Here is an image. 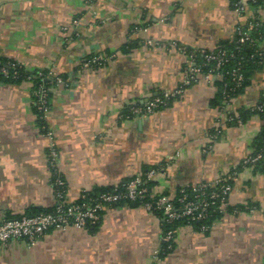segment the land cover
I'll list each match as a JSON object with an SVG mask.
<instances>
[{"label": "crops", "instance_id": "0c3cea01", "mask_svg": "<svg viewBox=\"0 0 264 264\" xmlns=\"http://www.w3.org/2000/svg\"><path fill=\"white\" fill-rule=\"evenodd\" d=\"M247 17L231 0H0V58L63 79L47 88L42 124L32 82L0 79V221L53 207L45 131L59 151L69 201L150 168H159L149 185L155 194L232 175L226 211L207 231L180 225L163 257L156 255L158 217L129 202L106 209L94 227L51 229L34 243L8 241L0 245V264H264V174L243 163L264 115L225 119L264 100V67L224 110L218 78L211 77L152 113L120 118L130 105L176 90L187 51L231 42ZM89 55L104 62L82 67Z\"/></svg>", "mask_w": 264, "mask_h": 264}, {"label": "built area", "instance_id": "2783aa9c", "mask_svg": "<svg viewBox=\"0 0 264 264\" xmlns=\"http://www.w3.org/2000/svg\"><path fill=\"white\" fill-rule=\"evenodd\" d=\"M256 0H234L232 7L238 14L246 13L247 21L243 27H239L236 31L235 41L239 45L249 42V46H254L252 33L259 27H264V5L253 6ZM151 40H147V44H152ZM228 54L226 50H189L187 51L188 63L186 66L185 77L173 92H160L152 95L145 102H136L130 105L125 111H122L120 118H131L133 116L152 113L157 108L167 104L170 97L180 94L184 87L197 81L199 78L211 80V77L221 79L223 72L220 70L226 61ZM204 61H199V57ZM260 57L264 62V50L255 49L251 57ZM104 58L98 55H89L83 58L82 67L89 68L101 65ZM209 62H213V66L207 71H203V66H207ZM21 63L16 60H8L0 63V74L6 78H17V68L21 67ZM58 82L63 79L51 72L43 73L37 71L36 74L30 73L26 77L31 80L32 76L40 79H47L50 76ZM232 80L236 85H240L243 79V73L239 67L232 69ZM221 108L224 110L230 104L233 96L226 94L224 91ZM35 100L33 104L40 113L42 120L48 111V90L39 85L33 91ZM244 110L250 113H264V100L248 105ZM226 121L241 122L238 111H234L226 116ZM49 136L50 144L47 149L48 165L52 174V185L54 190V205L50 210L41 211L35 214H21L16 217L5 218L0 221V245L11 240H23L28 243H34L43 234L51 229H66L68 227L90 228L97 225L102 217L103 212L118 204L136 202L147 211L154 213L161 226V244H167V248L171 249L175 238L177 228H162L176 222L182 221L185 225H195L200 231H207L211 224H207V219L213 213L222 215L228 206L229 195L232 191V175L222 176L211 183H199L179 188L173 195L155 194L151 191L149 182L153 179L159 168H150L141 175L134 176L124 180L110 188L94 193L91 191H82L76 201H69L66 197V185L64 180L58 173L57 164L59 161V151L52 139V132L45 131ZM216 134V133H215ZM215 134H211L210 138H214ZM264 152V135L262 137V145L259 150L247 156L243 163L254 166L256 161L261 159ZM157 250L156 255L161 251Z\"/></svg>", "mask_w": 264, "mask_h": 264}, {"label": "trees", "instance_id": "16d2710c", "mask_svg": "<svg viewBox=\"0 0 264 264\" xmlns=\"http://www.w3.org/2000/svg\"><path fill=\"white\" fill-rule=\"evenodd\" d=\"M234 0H231V2L233 3ZM253 6H259V5H264V0H256L255 3L252 4ZM236 37V36H235ZM252 37L254 39V46H249V42L244 43L243 45H239L236 41L235 38L229 42V43H221L219 44L217 47H215L213 50L217 51L219 49H223L226 50V52L228 55L226 61L224 62V64L222 65V67L220 68V70L223 72V77L221 79H215V84L217 85V87L219 88L218 90V98L217 101L221 104L222 101V97H223V91L226 94H229L230 96H237L239 94H241L243 92L244 87L249 83L250 81V75L259 69H262L264 67V62H261L260 57L258 56H253L251 57V54L254 53L255 49H260L259 47V43L263 40L264 38V27H259L255 32L252 33ZM263 50V49H262ZM209 51V50H208ZM199 57V56H198ZM199 61H204L202 59V57L198 58ZM9 59H4V58H0V63L3 64L6 61H8ZM211 66H213V62H209L207 66H203V71H207L209 68H211ZM239 67L241 72L243 73V79L240 83V85H236V83L232 80V75H231V71L232 69ZM37 71H34L32 73L36 74ZM43 73L46 74V72L44 71ZM17 74L18 77L17 78H6L4 76H2L0 74V79L4 80V81H8V82H18L22 79H26V77L28 75H30V73H27L24 68L21 66L19 68H17ZM31 82H32V99L35 100V97L33 95V91L36 90L39 85L48 88V86L50 85V83L53 82V78H47V79H40V78H36L33 77L31 78ZM48 103H49V93H48ZM33 108L35 113L37 114L38 117V121L40 122V124L43 123V120L41 119L40 113L38 112V110L36 109V106L33 104ZM127 110H125L126 112ZM250 113L247 110L241 109L239 115L242 119V116L245 114ZM262 115H264V113H260ZM264 135V127L261 130V132L259 133V135L255 138L254 140V152H256L257 150L260 149L261 145H262V137ZM262 157L261 159H259L258 161H256V163L254 164V167L258 170H260L263 174H264V152L262 153ZM150 185V182H149ZM110 188V187H109ZM108 188L102 189V190H98V191H94L92 190L91 192L94 193H98L101 191H104ZM27 215L30 214H34V213H30L27 212L25 213ZM219 217V215L213 213L211 215V217H209L207 219V224H212V222ZM180 225H183L182 221L176 222L174 224H170L168 226H162V228H168V227H173V228H178ZM195 227H197V224L194 225ZM161 251L159 252V256L163 257L168 251H170L171 249L167 248V244L163 243L161 244Z\"/></svg>", "mask_w": 264, "mask_h": 264}, {"label": "rangeland", "instance_id": "374dc122", "mask_svg": "<svg viewBox=\"0 0 264 264\" xmlns=\"http://www.w3.org/2000/svg\"><path fill=\"white\" fill-rule=\"evenodd\" d=\"M50 72H51V71H50ZM51 73H53V72H51ZM53 74H55V73H53ZM53 77H54V76H52V75L50 76V78H53ZM28 81H30V80H28ZM57 82H58V81H57Z\"/></svg>", "mask_w": 264, "mask_h": 264}, {"label": "water", "instance_id": "95a60500", "mask_svg": "<svg viewBox=\"0 0 264 264\" xmlns=\"http://www.w3.org/2000/svg\"><path fill=\"white\" fill-rule=\"evenodd\" d=\"M133 204H136V202H132Z\"/></svg>", "mask_w": 264, "mask_h": 264}]
</instances>
